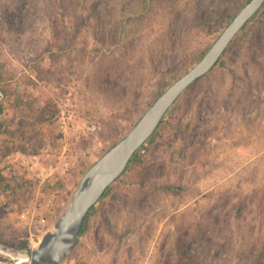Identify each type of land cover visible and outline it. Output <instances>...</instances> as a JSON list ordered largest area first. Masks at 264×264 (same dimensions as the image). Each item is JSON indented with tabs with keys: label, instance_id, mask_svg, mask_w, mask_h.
<instances>
[{
	"label": "rangeland",
	"instance_id": "1",
	"mask_svg": "<svg viewBox=\"0 0 264 264\" xmlns=\"http://www.w3.org/2000/svg\"><path fill=\"white\" fill-rule=\"evenodd\" d=\"M245 1L0 0V61L28 96L14 108L0 93L4 117L35 128L0 134V171L24 178L0 194V241L27 242L25 211L45 221L39 241L53 231L85 171ZM40 91L54 105L46 121L28 104ZM62 264H264V4L90 210Z\"/></svg>",
	"mask_w": 264,
	"mask_h": 264
},
{
	"label": "water",
	"instance_id": "2",
	"mask_svg": "<svg viewBox=\"0 0 264 264\" xmlns=\"http://www.w3.org/2000/svg\"><path fill=\"white\" fill-rule=\"evenodd\" d=\"M264 4L249 0L227 23L201 59L150 104L128 133L104 152L84 173L70 202L45 233L36 248L29 250V264H60L80 241L79 231L90 210L106 190L123 174L130 160L155 132L178 98L220 60L243 26Z\"/></svg>",
	"mask_w": 264,
	"mask_h": 264
},
{
	"label": "trees",
	"instance_id": "3",
	"mask_svg": "<svg viewBox=\"0 0 264 264\" xmlns=\"http://www.w3.org/2000/svg\"><path fill=\"white\" fill-rule=\"evenodd\" d=\"M248 1L249 0H246L241 5V8ZM236 14L237 13H235L232 16H230L229 19H228V22ZM0 93H2L4 95H8V97L13 99L12 104H10L8 102V105L13 106L14 108L15 107L17 108V107H19V105L23 104V102H22L23 99L22 98H24V96H22L19 93V91L16 90V86L13 85L10 82V80L8 79L7 71H6L5 66H4L2 61H0ZM39 93H38L37 99L33 98L34 99L33 103H28V104H33L32 111L37 112V114H34V115L36 117H40L41 118L40 121H46V118H45L46 116L45 115H46V113L49 110L54 109V105L52 104L51 99L44 92L40 91ZM27 98H28V96H26V98H24V99H27ZM4 106H5L4 102H1V100H0V134L5 133L6 137H8L9 139H13L14 137H16V135L18 133H20L22 135H26L27 131H29V132L30 131L31 132L35 131V128L33 126H31L30 124H28V122L25 121L24 118L17 125L12 126L13 125V121H9L8 122V120L4 117V110H5ZM39 106H41V109H39ZM165 116H164V118H165ZM164 118H163V120H164ZM32 147H34V146H31V148H29L28 151L26 149H23L22 151L23 152H28L29 154H32V155H36V154H38L40 152L39 148H32ZM10 149H12V148H7V153L4 154V156L11 152ZM19 180L23 181L24 178L22 176H19L18 174H15V173L13 174V172H10V174L8 176H4L2 174V172L0 171V194L9 192L12 195H15L17 192H20V189L22 188V186L21 185L20 186L17 185ZM14 183H15V186H14ZM165 189H169L170 190V189H172V187L166 186ZM87 219H88V215L86 217L85 222L87 221ZM82 231H83V227L79 231V237L81 236ZM5 244L8 245L9 247L15 249V250L28 249V247H29L28 243L26 241H24V240H14V241L9 242V243L5 242ZM0 261H2L1 258H0Z\"/></svg>",
	"mask_w": 264,
	"mask_h": 264
},
{
	"label": "built area",
	"instance_id": "4",
	"mask_svg": "<svg viewBox=\"0 0 264 264\" xmlns=\"http://www.w3.org/2000/svg\"><path fill=\"white\" fill-rule=\"evenodd\" d=\"M61 124L63 126L64 132L67 129L66 124L68 123L62 120ZM95 129L96 126L94 124H90L86 127V130L89 132H94ZM20 219L23 223V226L27 230V242L29 243V247L28 249L15 250L6 245L5 242L0 241V258L2 260L0 262L3 264H29L27 252L29 250H32L36 245V242L39 241L40 236H38V233L40 232V228L45 225V221L43 219H39L34 212L30 211H25L24 213H22L20 215ZM16 255L23 256L24 258L19 260L16 258ZM65 259L63 261H65ZM63 261L60 264H62Z\"/></svg>",
	"mask_w": 264,
	"mask_h": 264
},
{
	"label": "bare ground",
	"instance_id": "5",
	"mask_svg": "<svg viewBox=\"0 0 264 264\" xmlns=\"http://www.w3.org/2000/svg\"><path fill=\"white\" fill-rule=\"evenodd\" d=\"M23 257V256H22ZM24 258V257H23Z\"/></svg>",
	"mask_w": 264,
	"mask_h": 264
}]
</instances>
